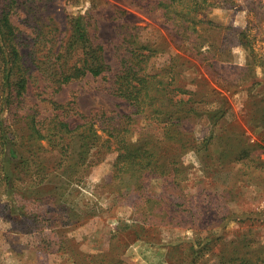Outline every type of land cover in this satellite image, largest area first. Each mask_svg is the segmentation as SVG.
<instances>
[{
    "label": "rangeland",
    "instance_id": "obj_1",
    "mask_svg": "<svg viewBox=\"0 0 264 264\" xmlns=\"http://www.w3.org/2000/svg\"><path fill=\"white\" fill-rule=\"evenodd\" d=\"M159 1L18 0L10 11L27 86L4 115L0 168L12 188L0 180V264H264V0H195L187 34ZM77 17L108 70L54 92L40 63L46 40L67 47ZM135 40L157 52L163 103L188 100L169 132L108 91ZM56 114L73 134L51 125ZM121 116L133 120L122 147L138 149L147 172L133 156L114 170L119 137L100 127ZM89 121L98 147L88 150L78 133Z\"/></svg>",
    "mask_w": 264,
    "mask_h": 264
},
{
    "label": "trees",
    "instance_id": "obj_2",
    "mask_svg": "<svg viewBox=\"0 0 264 264\" xmlns=\"http://www.w3.org/2000/svg\"><path fill=\"white\" fill-rule=\"evenodd\" d=\"M15 4H18V0H7L5 6L0 9V146L1 149L5 146L6 140V125L4 115L15 111L14 104L21 99L26 90L27 79L25 75H18V64L21 60V56L18 51V34L16 28L11 24L9 16L10 11L15 8ZM159 6L163 11V16L167 22L174 25L177 28L176 31L179 34H187L190 32V25L192 24L191 16L195 15L199 9H201L199 2L195 0H160ZM82 18H78L74 21L73 28V40L67 45H60L56 48L55 39L46 40L47 46L44 48L46 53L44 54L41 64H45L49 70L47 77L50 79L52 85L56 88L54 92L60 90L61 82H67L70 79H77L79 76L90 75L92 77H99L108 70L103 60V49L100 46L93 45L88 40V32L85 25L80 21ZM210 24V22H208ZM81 42V43H80ZM84 43V45H82ZM79 54V59L71 65L66 67L69 61L72 59V54ZM156 50L154 48H147L145 44L135 40L133 42V48H123V52L120 55V70L116 72L110 79L108 91L110 94L117 96L118 98L127 102V104L134 109L133 115L135 117L146 120L151 125L152 123H164L167 132L171 127L179 125L180 117L186 113L183 108L188 100L179 98V93L174 96L170 95V98L166 99V105L163 103V96L168 94V84H163L160 78L161 74L155 68ZM183 55V54H182ZM177 59L182 60L181 55H176ZM175 58V57H174ZM173 59H171L172 61ZM70 71L69 73L65 70ZM180 73V72H179ZM179 73L176 74L177 78ZM178 75V77H177ZM171 82V80H170ZM175 84V83H173ZM172 85V84H171ZM181 85V84H180ZM182 88H176L179 92ZM174 90L170 91L173 93ZM176 97V99H174ZM174 101L175 106H179L175 113L172 112L173 105H170ZM163 105V106H162ZM174 106V107H175ZM52 107L55 111H61L63 106L57 105L52 102ZM165 109V110H164ZM87 120V119H86ZM51 125L55 129H58V133L61 135L66 134L69 136L74 131L70 130L69 124L62 120L61 116L56 114V117L52 120ZM133 121L130 116L120 117L118 120L109 117L105 120L103 130L110 134V137H119L117 157L114 161V170L117 176L125 170V161L131 156L136 161L134 163L137 166L136 173H142L143 170L147 172V166L143 165L139 155L135 154L138 149H132L130 153L125 147L127 135L129 134L130 122ZM175 121V122H174ZM81 127V126H80ZM83 127L85 130L79 132L80 137L87 136L89 140L82 142L84 146L89 150L90 148H97L96 143L97 132L94 128L92 121L85 122ZM167 127V128H166ZM106 129V130H105ZM39 128L35 127V132L41 136ZM43 137V136H42ZM4 139V142H3ZM63 140L66 138L62 137ZM84 138H81V141ZM116 139V138H115ZM14 156V155H13ZM33 162L27 158L25 160L26 168L28 172L33 169ZM82 163L83 160H82ZM26 172V171H25ZM0 180L7 190L12 188L10 182V174L0 168ZM43 181V180H42ZM37 185H41L37 183ZM40 219H42L40 217Z\"/></svg>",
    "mask_w": 264,
    "mask_h": 264
}]
</instances>
